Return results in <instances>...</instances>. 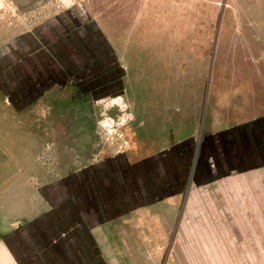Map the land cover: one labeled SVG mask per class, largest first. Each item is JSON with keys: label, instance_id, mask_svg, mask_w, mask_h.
I'll return each mask as SVG.
<instances>
[{"label": "crops", "instance_id": "crops-1", "mask_svg": "<svg viewBox=\"0 0 264 264\" xmlns=\"http://www.w3.org/2000/svg\"><path fill=\"white\" fill-rule=\"evenodd\" d=\"M99 4L0 0V89L14 109L57 86L121 99L124 68ZM261 170L264 115L142 156L88 162L37 189L44 207L2 234L0 264H264ZM234 173L248 187L216 191L225 204L202 198L198 188Z\"/></svg>", "mask_w": 264, "mask_h": 264}, {"label": "rangeland", "instance_id": "rangeland-1", "mask_svg": "<svg viewBox=\"0 0 264 264\" xmlns=\"http://www.w3.org/2000/svg\"><path fill=\"white\" fill-rule=\"evenodd\" d=\"M104 1L95 12L123 64L121 99L57 86L20 111L0 89V237L44 207L41 185L88 162L264 115V0ZM239 175L198 190L225 204L216 191L248 187Z\"/></svg>", "mask_w": 264, "mask_h": 264}]
</instances>
